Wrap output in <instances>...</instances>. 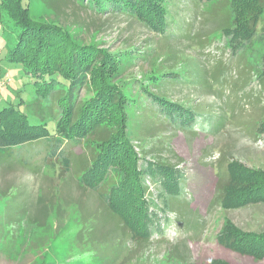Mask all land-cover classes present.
<instances>
[{
  "label": "rangeland",
  "instance_id": "rangeland-1",
  "mask_svg": "<svg viewBox=\"0 0 264 264\" xmlns=\"http://www.w3.org/2000/svg\"><path fill=\"white\" fill-rule=\"evenodd\" d=\"M23 1L27 4L29 19L47 25H62L71 38L74 36L84 44L91 42L109 54L118 55L120 65L116 82L127 97L124 108L128 119L123 124L131 147L120 158L117 154V165L127 174L135 166L142 169L145 161H153L154 157L175 164L181 174L178 180L180 195L190 201V216L201 221L194 229L185 230L180 221L184 219L178 220V216L168 210L166 190L153 183L154 178L150 177L154 175L143 176L145 184L153 183L149 185L150 192L143 196L149 201L145 202L146 208L152 215L147 228L150 242L141 244V241L123 235L113 237L108 233L113 223L105 222L98 211L100 204L94 195L97 190L74 187L77 183L85 185L82 175L77 179L71 175V180L67 172L59 175L65 168L62 156L70 147L55 145L56 155L42 158V170L32 172L21 163L30 157L41 158L45 148L29 144L27 151L17 147L15 152L1 153L2 161L18 166L4 165L0 172V264H210L212 260L219 262L217 259L226 264H264V258L240 254L216 240L224 220L250 235L263 233L264 202H249L229 209L220 204L208 206L215 193L217 174L226 173L228 160L264 171V102L257 98L264 95V14L260 16L253 38L244 47L239 43L225 46L226 37L216 26L226 21V9L219 6V2L210 9L212 1L161 0L176 22L183 17L189 18L190 9L197 7L196 13L201 19L196 18L192 33L202 34L209 30V40H213L215 47H208L207 51L213 52L214 58H207L203 56L206 52L201 53V47L194 45V39L182 37L175 26L161 37L143 23L133 22L124 15L106 17V13L101 14L96 6L89 5L91 0L57 4H53L54 0ZM174 3L179 4L175 7ZM213 9L214 15H210ZM178 10L180 13L176 16L174 11ZM206 15L219 20L217 23L214 18L205 21ZM12 24V18L2 8L0 0V110L14 106L27 115L30 123H45L49 133H53L57 122L53 116L57 113L51 105L57 101L40 98L35 91L34 78L22 64L10 61L7 56L17 39V30ZM219 58L222 60L216 62ZM218 63L223 68L222 79L226 80L224 88H220L219 79L215 80L214 76L208 80L212 90L202 94L191 90L190 83H185L188 78H195L196 72L200 76L207 72L208 65L212 73ZM171 71L175 72L179 86L168 89L167 98L183 99L191 106L199 107L194 121L185 125L188 130H197L196 135L176 128L179 122L167 130L156 128L161 125L159 111L152 108L156 109L158 105L143 92L141 85L154 91L150 78L159 73L171 75ZM212 91L221 95H214ZM91 94L88 88L79 87V98H88ZM222 106L225 126L213 133L219 118L218 115L213 117L208 109L218 110ZM110 115L105 111L102 117ZM202 119L210 123H203ZM69 142L71 140L64 143ZM78 144L71 145L72 151H83L84 145ZM141 147L152 148L153 156L145 157L139 150ZM131 150L137 153V158L126 153ZM114 168L109 166L104 170L105 175H100L102 179L97 175L93 181L108 179L104 194L111 193L109 203L117 206L116 191L121 188L123 177ZM69 186L81 195L82 203L87 204L85 215L77 204L65 201ZM41 195L52 197L49 200L52 205L48 207L46 217L33 221L30 218L33 219L34 208L28 209L27 204L34 198L37 201ZM245 236L244 241L251 244V237Z\"/></svg>",
  "mask_w": 264,
  "mask_h": 264
},
{
  "label": "trees",
  "instance_id": "trees-1",
  "mask_svg": "<svg viewBox=\"0 0 264 264\" xmlns=\"http://www.w3.org/2000/svg\"><path fill=\"white\" fill-rule=\"evenodd\" d=\"M197 1H212L210 9L219 2V6L223 5L224 10L226 9L225 23L216 25L226 37L225 46L239 43L238 45L244 47L253 38L257 31L260 16L264 14V0ZM60 2H73V0H54L53 4ZM91 4L96 6V10L101 14L106 13L105 16L108 18L124 15L133 22L143 23L144 27L161 37H165L163 34L171 31L175 26L176 32H179L182 37L194 39L196 42L194 45L201 47V53L206 52L203 54L204 57L214 58L213 52L210 54L207 51L208 47L215 48L212 45L213 40H209L207 34L209 30L202 34L197 32L198 34L195 33V35L192 33L196 18L201 19L199 13H196L197 7L190 9L189 18L183 17L180 22H176L174 15L168 11L161 0H94V3L91 0L89 5ZM178 4L174 3V6L176 7ZM87 7L91 8L90 6ZM2 8L12 18L13 29L17 30L16 42L9 49L7 56L10 61L22 64L25 71L34 78L35 91L40 98L48 99L49 102L57 101L56 104L51 105L57 113L53 116L57 122L54 132L49 133L45 123H30L27 115L14 106L0 110V172L4 165H16L10 161H2L1 153L15 152L17 147L27 151L29 144H35L36 147L42 145L45 148L44 156L41 158L30 157L29 160L26 159L27 161L24 160L21 163L32 172H37L42 170V158L56 155L55 145L69 146L70 148L65 152L66 155L62 156L65 171H63L64 169L62 172L60 171L59 175L67 172L70 176L69 180L73 178L72 176L77 179V176L82 175V181L85 185L77 183V186L74 187H85V189L87 187L97 190V195H94L100 204L98 211L105 222L113 223L112 229L108 232L113 237L123 235L130 240L141 241V244L150 242L151 238L147 228H149L152 215L151 212H147L146 208V203L149 201L144 200L143 196L150 192L149 185L151 186L153 183L158 188L163 187L166 190V194L169 195V198H166L168 210L175 213L179 218L178 220L181 217L184 219V221H180L183 222L185 230L194 229L201 220L190 216V201L180 195L181 187L178 180L181 174L179 170L175 169V164L157 160L154 157L153 161H145L142 169H137L134 164V170L127 174L120 165H117V154L120 158L123 152L131 147V142L125 134L126 127L123 124L124 120L127 122L128 119V114L124 108L127 97L116 82L119 77L116 73L119 71L120 65L118 55L109 54L104 48L91 42L84 44L74 36L71 38L69 31L62 25L56 23L47 25L29 19L27 4L23 0H2ZM179 13L180 10L174 11L176 16ZM210 15H214V9ZM213 18L216 19L217 23L219 19L216 17L207 18V15L203 17L205 21ZM217 56L219 57L218 54ZM219 60L222 58L216 62ZM219 63L212 73L208 65L206 66L207 72L202 73L201 76L196 72L195 78H188L185 83H190L191 90L202 94L212 90L208 80L210 76H214L215 80L219 79L220 88H224L226 80L222 79L223 68ZM170 73L172 74L167 72L154 74L150 78V84L153 85L155 92L146 85H141L143 92L158 105L156 109L150 106L152 110L159 111L157 114L161 125L156 128L163 127L161 129L167 130L168 127L179 122L176 128H181L188 134L196 135L197 130H188L185 125L194 121L196 113L199 112V107L195 108L194 105L191 106L188 101H183V99L174 101L167 98V90L179 86L176 82L175 72L171 71ZM81 86L92 91L88 98H79L78 92ZM72 91L75 93L71 94ZM212 93L221 95L213 91ZM257 98L264 102V95ZM218 108L220 109H208L212 112L213 117L218 115L217 118H219L213 133L222 129L226 122L225 113L223 115L221 113L223 106ZM105 111L112 115L106 118L102 117ZM205 122L210 123L208 120H203V123ZM67 140H71V142L64 143ZM77 143L84 145L83 151H72L71 145L75 146ZM139 150L145 157L153 156L152 148L143 149L141 147ZM140 152L138 151L139 154H141ZM39 153L41 155L42 150ZM126 153H132V157L137 158V153L132 150ZM109 166L115 167L114 169L122 173L121 178L123 177V183H120L121 188L116 191L117 206L109 203L111 193L107 194L108 196L104 194L103 188L107 186L108 179L100 180L101 182L99 180L93 181L94 176L97 175L102 179L100 175L103 174L104 176V170ZM155 174L160 175V177H156ZM143 176H153L150 177L154 178L153 183L145 184ZM215 185V193L208 206L220 204L223 208L229 209L244 206L249 202H264L263 170L251 169L238 162L228 160L226 173L219 172L217 174ZM5 191L7 190L5 189ZM64 196L67 203H75L84 215L87 213L85 212L87 204L82 203L81 195L75 192L72 187L69 186L68 195ZM47 198L45 195H41L37 201L34 198L32 203L27 204V206L29 205L28 209L34 208L33 219L30 218L31 220L35 221L36 218L47 216V209L52 205L49 200L52 197ZM185 215H188L189 218H184ZM223 222L221 232L216 236L218 243L240 254L250 255L256 259L264 258V232L250 235V233L242 232L232 226L228 220ZM245 235L251 237V244L244 241ZM217 260L219 262L212 260L210 264H226V261H222V259Z\"/></svg>",
  "mask_w": 264,
  "mask_h": 264
}]
</instances>
